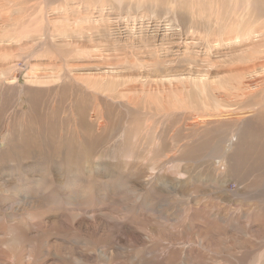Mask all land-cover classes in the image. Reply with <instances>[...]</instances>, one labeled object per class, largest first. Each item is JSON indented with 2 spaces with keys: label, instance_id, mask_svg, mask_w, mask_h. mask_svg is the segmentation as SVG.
Here are the masks:
<instances>
[{
  "label": "rangeland",
  "instance_id": "374dc122",
  "mask_svg": "<svg viewBox=\"0 0 264 264\" xmlns=\"http://www.w3.org/2000/svg\"><path fill=\"white\" fill-rule=\"evenodd\" d=\"M241 1L0 0L4 74L12 64L19 84L0 104V264H251L264 248V167L241 178L207 141L216 127L192 131L161 96L125 89L186 87L190 62L227 63L224 43L186 45L250 27L264 0ZM192 134L202 140L185 145ZM243 150L234 165L252 162ZM255 182L261 197L236 194Z\"/></svg>",
  "mask_w": 264,
  "mask_h": 264
},
{
  "label": "bare ground",
  "instance_id": "6f19581e",
  "mask_svg": "<svg viewBox=\"0 0 264 264\" xmlns=\"http://www.w3.org/2000/svg\"><path fill=\"white\" fill-rule=\"evenodd\" d=\"M242 1L239 4H242ZM245 2H248V1H245ZM253 2H254V0L250 4H252ZM243 5H244V3H243ZM243 5H240V6L242 7ZM248 5H246V6L248 7ZM253 5H254V3H253ZM251 6H250V8H251ZM260 8H261V6H260ZM247 9L245 8V10H247ZM254 10H256V9L254 8ZM233 12H235V10ZM245 12L247 13L248 10ZM246 13H245V15H246ZM250 13H252V12H250ZM254 13H256V12L254 11ZM254 13H252L253 14L252 17L254 16ZM242 14H243V12L239 13L238 15L242 16ZM257 16H258V18H256L254 20L253 24L248 28H242L246 24L243 26L241 25L242 27H240V26L236 27V26H234V22L233 23L231 22V24H232L231 26L221 28L219 30L220 33H218V34H213V33L209 34L208 33L209 36H206V37H203L201 35H198V36L194 35V36L189 37V39H188L189 41H188L187 45L185 44L188 49H191V48L194 49V47H201V46H203L202 44H205L206 47L210 46V48L218 49L223 43L226 44L230 49L228 50V52L225 53V55H227L230 59L227 63L222 64V65L215 64L216 62H212L206 58H205L206 60H204V62L202 63L203 65H199V63L190 62L187 65L186 70H185V68L180 70V72H182L181 74H183L184 77L186 78V81H187L186 87H182L180 84V81H170V82H167L166 85L163 86L162 88H159L161 86H158V85H155V86H153V85L143 86L142 84L137 85L138 83H133V85H130L127 88H125L127 90H132V91L135 90L140 95H142V93H147L149 95L161 96L162 102L160 104L162 105V109L165 112V114L167 116H180V117H182V119H184L186 122V123L185 122L184 123L187 124L189 129L191 128L192 131H194L195 128H198V127L202 128L204 126H207L206 132L208 133V130H209V133H210V131L216 127L215 131L217 133L213 136L210 135V138L207 141L210 140L211 143L213 144V146H215L218 149H228V152L226 151V153H224L223 156L221 155L220 158L225 159V161L229 167L235 169L238 173H240L241 178L248 176V173L246 171H247V168L249 167L250 171L253 172L249 176L254 178L255 181L257 180V175H259L258 172H256V171L258 169L264 167V153H261V149H264V8L262 9V11L256 13V17ZM242 17H244V15ZM231 18H233V17H231ZM236 20L238 21V18ZM251 20H252V18H251ZM243 22L244 21H242V23ZM248 26H249V22H248ZM29 34H30V32H29ZM170 38H172V37H170ZM163 39H165V38H163ZM170 41L174 42V40H170ZM198 41H200V42H198ZM163 46H165V45H163ZM168 48H170V47H168ZM168 48H167V50H169ZM201 48H199L198 53H199V51L202 52L203 49H201ZM210 48H207V49H210ZM91 49L92 48H90V50ZM3 50H4L3 45L0 43V104H2L3 91L9 90L11 92L10 96L12 97V99H14V96L16 94H18V91H19V84H18V77L16 74V68L12 64L9 65V69L11 71L10 74L9 75L4 74L5 73L4 70L6 69V67H8V63L3 60ZM8 51H11V50H8ZM200 55L198 56L199 58H200ZM195 59H197L196 56H195ZM201 60H203V59H201ZM64 79H65V77H64ZM80 83H82V82H80ZM63 84H65V83H63ZM183 86H185V85H183ZM52 87L53 86H51V88ZM186 88L189 91H190V88L201 89V91L204 93L202 100H197V99L193 100L190 98V96H189V98H185L184 96H187V95H184V89H186ZM62 89H63V86H62ZM121 91H122V89H121ZM189 91L187 93H189ZM173 96L177 97L178 99H182V100H177L176 98H173ZM200 104H201V106H200ZM172 121H174V120H172ZM195 132H196V130H195ZM205 133L201 138H203L205 136ZM78 135H80V134H78ZM194 135L192 134V138H191L190 142L189 143L186 142L187 144H185V145H187V146L195 145V144H198L197 143L198 141L202 140L201 138H198V137L195 138ZM181 141H184V140H181ZM186 141H187V139H186ZM180 145H182V144H180ZM7 146H8V144H7ZM183 147L185 148L184 145H183ZM243 149H251L252 150V152H249V154H248V156H250V157H251V155H253V158H251L252 162L249 161V163H247V164H241L240 163V165H239V163L236 162L238 165L235 164L236 165L235 166L234 161H236V159H238L240 156H242L243 151H244ZM213 152H216V151L213 150ZM7 153H9V152H7ZM201 153H199L200 156H202ZM199 154H197V156H198L197 158H199ZM204 154L206 155V153H204ZM19 155L16 156L17 159H18ZM30 156L28 158H30ZM0 157H2V156H0ZM202 157H204V156H202ZM242 157H244V156H242ZM178 158H180V157H178ZM5 159H7V158H5ZM15 160H16V158H15ZM239 160H241V159H239ZM18 161H19V159H18ZM206 163H207V161H206ZM250 163H251V165H250ZM202 166H203V164H202ZM233 166H235V167H233ZM206 168H208V167H206ZM227 169H228V167H227ZM220 170H222V169L220 168ZM185 174H186V172H185ZM182 178H181V180H182ZM205 178H207V177H205ZM178 181H180V180H178ZM186 182H188V180ZM255 183H256V187L252 191H250V192L238 191L236 194L241 196V199L242 198L254 199L257 197H261L263 195V187H262L263 185H262V183L261 184L258 182H255ZM218 189H220V188H218ZM101 199H102V197H101ZM189 202H191V201H189ZM180 204H182V203H180ZM185 205H187V204H185ZM198 205L199 204H197V206ZM187 206H189V205H187ZM190 207H191V205H190ZM178 208L181 209L180 207H178ZM254 208H260L259 210L264 209V198H263V204H261L260 206L255 205ZM240 209L243 210L242 207ZM181 210H183V209H181ZM214 210H216V209H214ZM186 211L188 212V209H186ZM244 212H248V211L245 210ZM217 213H218V211H217ZM224 215L227 219H229V215H228V213H226V211H225ZM174 216L175 215H173V218H174ZM216 216H217V214H216ZM220 216H223V212H221ZM259 238H261V237H259ZM170 247H171V245H170ZM173 249H174V247H173ZM250 251H252V250H250ZM251 255H253V254H251ZM251 258H253V261L251 262V264H264V248L262 249V251H260L259 253H257L256 255H254Z\"/></svg>",
  "mask_w": 264,
  "mask_h": 264
}]
</instances>
